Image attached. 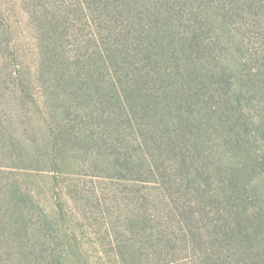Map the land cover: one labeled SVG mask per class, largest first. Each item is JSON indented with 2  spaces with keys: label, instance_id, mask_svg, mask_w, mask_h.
Returning a JSON list of instances; mask_svg holds the SVG:
<instances>
[{
  "label": "trees",
  "instance_id": "16d2710c",
  "mask_svg": "<svg viewBox=\"0 0 264 264\" xmlns=\"http://www.w3.org/2000/svg\"><path fill=\"white\" fill-rule=\"evenodd\" d=\"M259 12L264 0H37L32 9L44 35L37 71L92 74L79 89L92 127L116 116L111 130L126 132L116 149L135 144L142 182L168 192L213 264H264V150L250 116L259 109L264 126V39L254 51L260 66L236 84L216 26L255 22ZM8 202L0 197V208Z\"/></svg>",
  "mask_w": 264,
  "mask_h": 264
},
{
  "label": "rangeland",
  "instance_id": "374dc122",
  "mask_svg": "<svg viewBox=\"0 0 264 264\" xmlns=\"http://www.w3.org/2000/svg\"><path fill=\"white\" fill-rule=\"evenodd\" d=\"M36 1L0 0V197L9 200L0 208V264H213L168 192L142 182L135 144L133 151L125 143L116 149L113 141L125 132L111 130L116 116L99 124L103 134L92 127L79 90L92 74L37 71L44 35L32 15ZM259 14L255 22L216 25L221 64L236 84L260 66ZM236 31L244 34L240 42ZM69 40L65 55L75 46ZM259 114L250 112L254 146L264 150Z\"/></svg>",
  "mask_w": 264,
  "mask_h": 264
}]
</instances>
